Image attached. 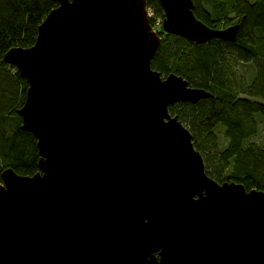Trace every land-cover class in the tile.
Here are the masks:
<instances>
[{"label":"water","instance_id":"water-1","mask_svg":"<svg viewBox=\"0 0 264 264\" xmlns=\"http://www.w3.org/2000/svg\"><path fill=\"white\" fill-rule=\"evenodd\" d=\"M53 1L35 43L3 57L26 80L17 114L39 160L1 174L0 264H264V191L206 174L168 107L211 95L152 69L146 0ZM159 3L165 33L236 38L193 0Z\"/></svg>","mask_w":264,"mask_h":264},{"label":"trees","instance_id":"trees-1","mask_svg":"<svg viewBox=\"0 0 264 264\" xmlns=\"http://www.w3.org/2000/svg\"><path fill=\"white\" fill-rule=\"evenodd\" d=\"M146 4L153 11L150 21L164 19L159 0ZM193 4L195 17L211 28L238 25L235 40L194 43L160 27L161 42L151 67L164 76L180 75L190 86L210 93L196 103L168 108L190 131L206 174L219 183L234 181L247 191H264V144L258 141V118L264 117V0ZM56 5L53 0H0V183L7 168L35 174L39 160L36 138L20 128L17 114L25 101L26 80L3 57L12 47L32 46L38 26Z\"/></svg>","mask_w":264,"mask_h":264},{"label":"rangeland","instance_id":"rangeland-1","mask_svg":"<svg viewBox=\"0 0 264 264\" xmlns=\"http://www.w3.org/2000/svg\"><path fill=\"white\" fill-rule=\"evenodd\" d=\"M151 17H153V14H152V16ZM160 21H161V17L160 16H158V17H154L153 19H152V25H153V27H154V29L156 30V31H158L159 30V28L161 27L160 26ZM226 28V27H225ZM161 29V28H160ZM222 29V28H221ZM165 37V35H163V38ZM162 38V39H163ZM164 75L162 74V77H163ZM258 120L261 122L260 123V131H259V135H258V141L260 142V143H263L264 144V117H260V118H258Z\"/></svg>","mask_w":264,"mask_h":264},{"label":"bare ground","instance_id":"bare-ground-1","mask_svg":"<svg viewBox=\"0 0 264 264\" xmlns=\"http://www.w3.org/2000/svg\"><path fill=\"white\" fill-rule=\"evenodd\" d=\"M146 10H147V16H148V18H149V22H150L151 30L157 32V31L154 29L153 25H152V21H150V18H152V17H151L149 14H150V13L153 14V11H152L151 8H149V7L147 6V4H146ZM162 22H163V20L161 19V21H160V26H161V27H162ZM162 30H163V29H162ZM160 38H161V37H160ZM160 42H161V41H160ZM168 108H169V107H168ZM168 111H169V109H168Z\"/></svg>","mask_w":264,"mask_h":264},{"label":"built area","instance_id":"built-area-1","mask_svg":"<svg viewBox=\"0 0 264 264\" xmlns=\"http://www.w3.org/2000/svg\"><path fill=\"white\" fill-rule=\"evenodd\" d=\"M149 15L152 16V13H150Z\"/></svg>","mask_w":264,"mask_h":264}]
</instances>
